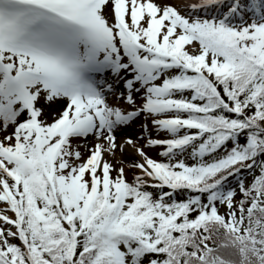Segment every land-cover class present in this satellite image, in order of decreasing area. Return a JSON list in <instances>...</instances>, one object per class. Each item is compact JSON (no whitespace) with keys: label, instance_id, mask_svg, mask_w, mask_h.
Wrapping results in <instances>:
<instances>
[{"label":"snow or ice","instance_id":"1","mask_svg":"<svg viewBox=\"0 0 264 264\" xmlns=\"http://www.w3.org/2000/svg\"><path fill=\"white\" fill-rule=\"evenodd\" d=\"M0 264H264V0H0Z\"/></svg>","mask_w":264,"mask_h":264}]
</instances>
